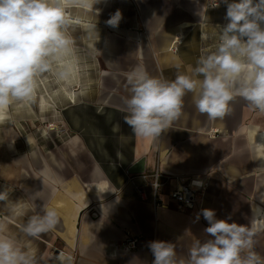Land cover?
<instances>
[{"label": "crops", "instance_id": "1", "mask_svg": "<svg viewBox=\"0 0 264 264\" xmlns=\"http://www.w3.org/2000/svg\"><path fill=\"white\" fill-rule=\"evenodd\" d=\"M65 9L77 31L68 34L73 44L66 61L48 73L50 104L42 108L38 96L37 105L58 128L32 138L26 161L19 154L15 167L1 166L0 191H9L10 202H0L4 234L26 245L39 264H55L57 250L73 264H152L151 241L173 242L179 261L187 260L196 239L209 238L207 221L196 220L202 209L250 224L253 207L264 208L256 198L264 192V114L238 98L229 115L210 121L189 93L180 117L157 138L137 137L125 122L128 74L143 69L174 80L178 72L190 73L203 51L219 43L218 28L228 23L223 0H101L98 11L70 0ZM117 10L122 19L113 28L106 21ZM59 69L67 75L58 76ZM141 158L145 174L158 166L176 177L161 196L165 206H154L149 186L141 199L128 183V168ZM192 177H203L208 189L201 205L179 211L166 193ZM35 192L38 206L44 202L60 213L58 228L38 239L20 231L35 214ZM127 232L139 237L130 251L119 248ZM254 239L264 257V230Z\"/></svg>", "mask_w": 264, "mask_h": 264}, {"label": "clouds", "instance_id": "2", "mask_svg": "<svg viewBox=\"0 0 264 264\" xmlns=\"http://www.w3.org/2000/svg\"><path fill=\"white\" fill-rule=\"evenodd\" d=\"M101 0H76L90 11ZM227 5L226 25L218 28L219 43L214 51L204 50L190 73L163 80L136 69L127 76L129 96L125 100V122L137 137L157 138L182 114L185 96L208 120L223 119L232 105L243 99L250 109L264 114V0H239ZM218 6V5H217ZM117 10L107 21L118 27ZM70 18L62 0H0V118L14 103L34 102L37 78L52 70L53 61L69 54L73 41L67 34ZM96 29V25L92 26ZM177 69L180 64L176 65ZM63 78L67 71H60ZM259 131H257L258 133ZM29 142V141H28ZM35 214L20 225L21 233L33 239L55 231L60 213L47 203L37 205L40 192L30 195ZM264 204V192L257 197ZM0 202L8 205L9 191H0ZM15 212V207L9 208ZM250 224L218 219L213 209H202L207 237L196 239L187 260H177L171 241L149 242L152 264H264L255 251L254 237L264 230V208L254 206ZM0 223V264H39L35 254L19 240L5 235ZM55 264H73V257L60 251Z\"/></svg>", "mask_w": 264, "mask_h": 264}, {"label": "rangeland", "instance_id": "3", "mask_svg": "<svg viewBox=\"0 0 264 264\" xmlns=\"http://www.w3.org/2000/svg\"><path fill=\"white\" fill-rule=\"evenodd\" d=\"M62 3L66 8L70 4V0H62ZM76 31V25L69 24L67 34ZM64 61L66 60L63 57H58L53 61V64L55 62L61 64ZM49 72H45L37 78L34 102L31 104L14 103L9 107L3 117L0 118V177L3 174L1 166L7 162L9 166L15 167L16 158L20 157L19 154H23L26 161V158L30 157L31 151H33L32 138L37 139V135L39 134L41 136L43 131H47L48 133L47 125L51 120L48 119L45 111L39 114L37 105L40 102L41 107L46 108L47 105L41 100L42 96L49 103ZM59 72L60 69L56 71L57 75ZM60 92L62 93V91ZM38 96H40V99Z\"/></svg>", "mask_w": 264, "mask_h": 264}, {"label": "built area", "instance_id": "4", "mask_svg": "<svg viewBox=\"0 0 264 264\" xmlns=\"http://www.w3.org/2000/svg\"><path fill=\"white\" fill-rule=\"evenodd\" d=\"M180 38L174 39V44L179 43ZM173 49H176L173 45ZM57 126L51 122L47 125V130L55 131ZM127 181L133 186L136 194L141 198H146V186L152 189L153 197L152 201L155 207L165 206L166 203L162 201L161 196L163 195L165 188L171 183L176 177L166 174L156 166L155 170L150 174H129L126 173ZM140 177L141 183L136 182V178ZM208 182L203 177H192L183 182H176L175 188L170 189L166 193L168 202L174 203L175 207L179 211L193 210L201 205V202L205 195V190L208 189ZM139 237L131 235L127 232L125 239L120 243L119 248L124 251H130L138 247ZM60 251L57 250V254ZM56 254V255H57Z\"/></svg>", "mask_w": 264, "mask_h": 264}, {"label": "water", "instance_id": "5", "mask_svg": "<svg viewBox=\"0 0 264 264\" xmlns=\"http://www.w3.org/2000/svg\"><path fill=\"white\" fill-rule=\"evenodd\" d=\"M144 162L145 159L141 158L139 159L136 163H134L133 165H131L127 172H129V174H142L145 171V167H144Z\"/></svg>", "mask_w": 264, "mask_h": 264}, {"label": "bare ground", "instance_id": "6", "mask_svg": "<svg viewBox=\"0 0 264 264\" xmlns=\"http://www.w3.org/2000/svg\"><path fill=\"white\" fill-rule=\"evenodd\" d=\"M61 64H63V63H61ZM42 102L45 104V105H48V104H50V103H48V101L46 100V98L44 97V96H42ZM58 128V127H57Z\"/></svg>", "mask_w": 264, "mask_h": 264}]
</instances>
